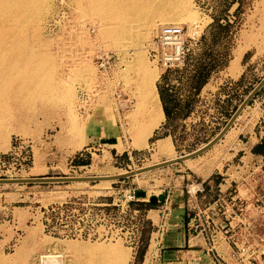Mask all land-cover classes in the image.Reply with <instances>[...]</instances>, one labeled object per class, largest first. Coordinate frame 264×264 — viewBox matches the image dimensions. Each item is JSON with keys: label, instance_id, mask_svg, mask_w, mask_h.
Wrapping results in <instances>:
<instances>
[{"label": "rangeland", "instance_id": "rangeland-1", "mask_svg": "<svg viewBox=\"0 0 264 264\" xmlns=\"http://www.w3.org/2000/svg\"><path fill=\"white\" fill-rule=\"evenodd\" d=\"M2 5L0 179L113 175L187 154L215 138L264 77V0ZM164 23L182 24L188 46L183 63L166 71L149 56ZM241 50L234 79L225 65ZM107 52L115 66L105 75L96 57ZM217 61L196 92V70ZM146 72L157 75L156 91L169 95L173 114L135 148L131 133L147 121L148 102L130 112L141 102ZM166 138L169 154L157 144ZM262 138L264 86L221 139L191 159L113 181L0 184V264H46V254L56 264H149L168 212L166 198L149 207L151 197L185 191L208 174L240 176L238 165L253 158ZM137 190L147 195L132 196ZM159 206L157 220L148 210Z\"/></svg>", "mask_w": 264, "mask_h": 264}, {"label": "built area", "instance_id": "built-area-1", "mask_svg": "<svg viewBox=\"0 0 264 264\" xmlns=\"http://www.w3.org/2000/svg\"><path fill=\"white\" fill-rule=\"evenodd\" d=\"M186 36L182 24H161L149 56L163 71L179 67L188 51ZM96 64L106 75L115 66L114 55L100 53ZM252 156L238 165V177L218 172V182L209 175L185 186L188 230L203 241L214 264H264V156Z\"/></svg>", "mask_w": 264, "mask_h": 264}, {"label": "crops", "instance_id": "crops-1", "mask_svg": "<svg viewBox=\"0 0 264 264\" xmlns=\"http://www.w3.org/2000/svg\"><path fill=\"white\" fill-rule=\"evenodd\" d=\"M245 53L246 50H241V54L236 62L234 60H236L237 56L228 61L225 65L228 71L227 75H230L234 79L241 76L242 70H238L237 66ZM160 104L162 107L161 100ZM222 187H226V184L222 185ZM210 197L209 195L208 199ZM165 198L167 203V207L166 204L165 207L168 210L167 218L164 222L162 236L159 239V246L155 252L151 253L149 264H214L204 250L203 241L198 236H193L191 231L188 230L189 208L186 192L183 189L176 188ZM148 211L153 212V215L157 216L158 220L162 206H159L158 209H149ZM153 223L155 224V222Z\"/></svg>", "mask_w": 264, "mask_h": 264}, {"label": "water", "instance_id": "water-1", "mask_svg": "<svg viewBox=\"0 0 264 264\" xmlns=\"http://www.w3.org/2000/svg\"><path fill=\"white\" fill-rule=\"evenodd\" d=\"M264 86V77L260 80V82L249 92L244 101L238 106L233 115L229 118L224 127L218 132V134L213 138L210 142H208L205 146L189 152L187 154L181 155L179 157H175L169 160H163L161 162H157L148 166L140 167L138 169L127 171L125 173H118L113 175H100V176H44V177H29V178H4L0 179V184L7 183H30V182H78V181H102V180H118L122 178H128L132 175L143 173L146 171H150L156 168H160L163 166L171 165L177 162L184 161L186 159H191L205 150L209 149L213 144H215L221 137L228 131L231 127L235 119L238 117L241 110L247 105V103L257 94V92ZM131 195H136L137 197H145L146 192L144 190H137L130 192ZM164 194H158L157 196H152L151 201L155 200H164Z\"/></svg>", "mask_w": 264, "mask_h": 264}, {"label": "bare ground", "instance_id": "bare-ground-1", "mask_svg": "<svg viewBox=\"0 0 264 264\" xmlns=\"http://www.w3.org/2000/svg\"><path fill=\"white\" fill-rule=\"evenodd\" d=\"M6 1L7 2L21 1L23 3L25 1L28 3L30 2V0H4V2H6ZM2 4H3V0H0V8L3 7ZM165 10H167V9H165ZM1 21H0V23H1ZM16 40L18 41V38H16ZM142 79H143V85H142V89L140 90V93H139V97L141 99V102H139L137 104L135 109L131 110L130 114H132V113L136 114L142 108L141 105L144 103L146 104L147 102H148L149 109L146 110L148 112L145 114V115H147V121H145L144 123H140V125H138L139 127L131 133V137H132L131 143L135 148H140L143 145H145L146 141H147V137L149 135H151L152 130L155 129L161 123V121L164 119V112L162 110L160 100H159V95H158V92L156 91V86H155V81L157 79V75H155L153 72H146L144 74V76H142ZM148 96H149V98L146 99V97H148ZM104 100H105V98H103L101 96V97H99L98 103L104 106L105 105ZM142 115H144V114L142 113ZM141 122H142V120H141ZM157 144H158V148L161 151V153L166 152L167 154H169L171 152V149H172L171 146L172 145H171V141L169 140V138H166L165 140H160V141H158ZM186 160H188V159H186ZM102 181H111V180H102ZM78 182H86V181H78ZM44 258H45L44 261L46 264H56V262H57L56 255L46 254L44 256Z\"/></svg>", "mask_w": 264, "mask_h": 264}, {"label": "trees", "instance_id": "trees-1", "mask_svg": "<svg viewBox=\"0 0 264 264\" xmlns=\"http://www.w3.org/2000/svg\"><path fill=\"white\" fill-rule=\"evenodd\" d=\"M217 65H219L218 61L214 62L213 64H210V65L207 64V65L201 66L199 70H196V73L194 74L195 79H193L194 83H195L193 88L196 92H198L201 89V87L206 83L211 70L214 67H216ZM158 93H159L160 100L162 102V107H163V112H164L165 118L168 121L171 119V115L173 114L171 108H169L167 106V100H168L167 98H170V97H169V95H168V97L167 96L165 97V95L163 94L161 89H158ZM170 100H172V99H170ZM172 101H175V100H172ZM188 114H189V111H186L184 113V116H187ZM252 152L256 155L264 156V138H262V140L252 148ZM218 181H219V177L215 176V182H218ZM152 202L153 201H150L147 205L149 207L153 206L154 203H152ZM130 204H133V205L135 204V205L139 206V208H141L140 205H143L142 203H139V202H136V203L130 202Z\"/></svg>", "mask_w": 264, "mask_h": 264}]
</instances>
